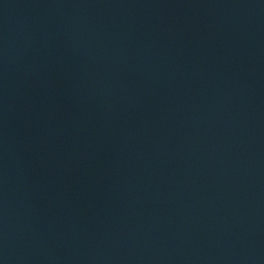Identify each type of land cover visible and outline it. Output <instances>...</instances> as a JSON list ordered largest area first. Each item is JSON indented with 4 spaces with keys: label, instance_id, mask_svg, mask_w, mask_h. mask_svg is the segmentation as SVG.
I'll return each instance as SVG.
<instances>
[{
    "label": "water",
    "instance_id": "obj_1",
    "mask_svg": "<svg viewBox=\"0 0 264 264\" xmlns=\"http://www.w3.org/2000/svg\"><path fill=\"white\" fill-rule=\"evenodd\" d=\"M0 264H264V0H0Z\"/></svg>",
    "mask_w": 264,
    "mask_h": 264
}]
</instances>
